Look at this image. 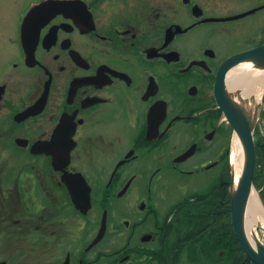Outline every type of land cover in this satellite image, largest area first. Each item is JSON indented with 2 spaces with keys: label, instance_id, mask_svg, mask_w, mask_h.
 <instances>
[{
  "label": "flooded vegetation",
  "instance_id": "obj_1",
  "mask_svg": "<svg viewBox=\"0 0 264 264\" xmlns=\"http://www.w3.org/2000/svg\"><path fill=\"white\" fill-rule=\"evenodd\" d=\"M45 1L0 45V264H180L215 215L193 226L205 194L167 201L166 177L228 164L210 157L229 124L219 70L264 27L217 33L264 0H68L25 22Z\"/></svg>",
  "mask_w": 264,
  "mask_h": 264
},
{
  "label": "rangeland",
  "instance_id": "obj_2",
  "mask_svg": "<svg viewBox=\"0 0 264 264\" xmlns=\"http://www.w3.org/2000/svg\"><path fill=\"white\" fill-rule=\"evenodd\" d=\"M34 1L35 0H0V45L2 42L9 43V41L11 40V36L13 37V30H14V26L17 23L19 11L21 9H23L24 6H27V5L29 6L30 3L34 2ZM254 25H257L258 27H259V25H263V27H264V11L260 12L258 15L254 16V17L248 18L247 22L242 23V25H240V26L230 25V26L226 27L225 29H223L222 31H219L218 33L216 31V33H217V35L218 34H220V35L224 34L225 36H227V34L231 35L232 39H231L230 43H234L236 41L235 40L236 36L239 37V36L244 35L243 34L244 28H246V29L252 28L253 29V28H255V27H253ZM239 28H241V30ZM233 37H234V39H233ZM231 45L232 44H230V46ZM230 46L224 45L223 49H230L229 48ZM231 56H233V55H231ZM231 56H229L228 58H230ZM216 100H217V98H216ZM261 102H262V110L260 113V119L256 125V129H255L256 132H254L256 151H257V144H258L257 138H259V136H257V126L260 123L262 113H264V95H263ZM217 103H218V101H217ZM252 104L253 105H251L250 107L253 110L255 105L257 104V102L253 101ZM223 118L226 120V122L229 123L228 128L224 129L225 130L224 134H223V136L225 135L224 138L222 136L219 139L218 138L215 139V141L213 143H211L210 148L214 152L215 156L214 157L210 156V157L213 158L212 159V162H213V161L219 159V157L225 153V156H227L226 160H228V164L227 163L224 164V162L221 161L220 166L218 165L217 167L213 168L207 174H204V175L199 174L195 178H189L188 181H186V178H174V177L169 178V177H166V179L168 180L167 186L169 187V189H168L169 195L168 196H170V194L171 195L173 194V197L171 199L169 198L167 201H171L173 198H175L174 201L175 200L176 201L181 200L182 195L184 196V195L190 194V193H191L190 195L196 194V193L200 194V192H203L205 194L206 198L203 200V202L199 203L198 206H193L190 209L189 215L190 216L197 215L195 217H198L199 220L197 221V223L194 222L193 226L199 225L198 227H200L201 225L205 224L206 220H204V219L207 216V214L213 213L215 215L214 221H213L214 222L213 230L212 229H208V230L206 229L204 232L213 233L214 236H215V233L218 230H220L222 227L220 225H217L218 222H216L218 217H221L222 212H221V214L220 213L218 214L217 211L220 208L225 209V203L227 204V201H228L226 191H225L226 198L224 195L223 185L226 181H228V184H229L228 187L230 190L231 179H232L233 170H234L232 163H231V152H232V141H233V137H234L236 132H235V129L232 127L231 123L225 117V114H224ZM223 164H224V166H223ZM257 171H258V163H256V171H255L254 177H255ZM255 186H256V184H255ZM256 189L259 190L261 193V190L258 186H256ZM261 197H262V194H261ZM262 199H263V197H262ZM221 202H222V204H221ZM230 202H231V200H230ZM205 214H206V216H205ZM229 214H232V210L229 212ZM184 216H187V214H185ZM202 216L204 219H202ZM231 222H232V218H231ZM232 227H233V223H232ZM233 230H234V228H233ZM259 230L261 231L262 229H259ZM234 234H235V237L237 238L235 231H234ZM237 241L239 243V246L241 247L238 238H237ZM215 242L223 243L224 240L220 239V237H216V238L214 237L212 242L209 240H204L201 242L199 241L198 243L197 242H194V243L189 242V245L185 249L183 248V253L181 254V263L180 264H225L226 254H223V252L221 251V250H224L225 246L223 244L222 247H219L221 244L218 243L216 245ZM210 246H212V249H213L212 250L213 254H211V255H213V257H211V255L209 254L211 252V249L209 248ZM241 249H242V247H241ZM220 254H222V255L220 256ZM26 264H31V261L26 262Z\"/></svg>",
  "mask_w": 264,
  "mask_h": 264
},
{
  "label": "water",
  "instance_id": "obj_3",
  "mask_svg": "<svg viewBox=\"0 0 264 264\" xmlns=\"http://www.w3.org/2000/svg\"><path fill=\"white\" fill-rule=\"evenodd\" d=\"M70 1L68 0H48L35 6L27 15L25 22L37 15V18H43V14H39L41 10H47L46 14L53 11L64 9ZM255 9L242 13L226 19H237L244 17L249 13L254 12ZM39 14V15H38ZM26 33V30L24 29ZM252 62L255 68H264V43L252 49L237 53L228 58L221 66L216 83V98L218 104L223 110L225 117L231 123L235 132L238 133L244 150V164L240 179L236 188L234 187V175H232L230 186V200L232 210V223L236 236L240 245L246 255L255 264H264V243L256 240L253 244L248 236L246 227V212L249 204L250 197L253 190H257L254 184V174L256 171V143H255V129L257 122L260 119L262 110V102H257L254 111L245 105H240L230 97L225 89L226 76L238 65L243 63ZM248 99L242 98V101ZM262 205L264 207V200L261 193L257 190ZM260 229V227H257Z\"/></svg>",
  "mask_w": 264,
  "mask_h": 264
},
{
  "label": "bare ground",
  "instance_id": "obj_4",
  "mask_svg": "<svg viewBox=\"0 0 264 264\" xmlns=\"http://www.w3.org/2000/svg\"><path fill=\"white\" fill-rule=\"evenodd\" d=\"M228 83L229 91H236L237 89L239 90L234 94L227 92L228 95L232 97L236 103L250 108V106L253 105V101L261 102L263 98L264 68H255L252 62H246L238 65L228 74ZM242 98L248 100L242 101ZM231 163L234 168V187L236 188L244 164V150L238 133H235L232 141ZM258 226L260 229H262L261 231L257 228ZM246 227L248 230L249 239L253 244H255L257 239L264 243V207L260 200L259 194L255 189L253 190L250 197L246 212ZM242 252L246 257H248L243 250Z\"/></svg>",
  "mask_w": 264,
  "mask_h": 264
},
{
  "label": "trees",
  "instance_id": "obj_5",
  "mask_svg": "<svg viewBox=\"0 0 264 264\" xmlns=\"http://www.w3.org/2000/svg\"><path fill=\"white\" fill-rule=\"evenodd\" d=\"M258 136H259V130ZM258 144H257V158L258 162L264 163V139H262L260 136L257 138ZM264 168H260L258 166V171L254 177V183L256 186L261 187L264 185ZM226 189V188H225ZM224 195L226 198V193L224 191ZM222 204V202H221ZM228 204V201H227ZM225 203V209L220 208L222 214L219 219H217L216 222L217 225L222 226L220 230H218L215 233V238L220 237V239L224 240L223 243L220 242H215L216 245L219 243L221 244L219 247H222L224 244V249L226 248V256H225V262L227 264H255L253 261H251L248 257L245 256V254L242 252L241 247L239 246V243L237 241V238L235 237L234 230L232 227V222H231V214L230 208L229 211H227V205ZM218 247V248H219ZM217 248V247H216Z\"/></svg>",
  "mask_w": 264,
  "mask_h": 264
}]
</instances>
